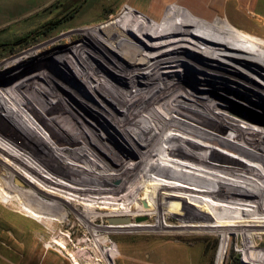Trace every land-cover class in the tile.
I'll return each mask as SVG.
<instances>
[{
	"label": "bare ground",
	"instance_id": "1",
	"mask_svg": "<svg viewBox=\"0 0 264 264\" xmlns=\"http://www.w3.org/2000/svg\"><path fill=\"white\" fill-rule=\"evenodd\" d=\"M196 1L127 3L83 29L106 34L93 41L105 72L76 56L83 85L55 66H24L49 43L0 72V204L14 211L0 210L1 247L18 238L2 232L14 213L50 233L71 213L86 230L74 264L88 249L98 264L117 263L98 221L202 206L195 212L221 226L222 247L238 234L244 262L264 264V41L230 20L224 0Z\"/></svg>",
	"mask_w": 264,
	"mask_h": 264
},
{
	"label": "rangeland",
	"instance_id": "2",
	"mask_svg": "<svg viewBox=\"0 0 264 264\" xmlns=\"http://www.w3.org/2000/svg\"><path fill=\"white\" fill-rule=\"evenodd\" d=\"M14 1L18 3L13 0H0V72L5 71L14 58L49 43L42 53L24 62V66L36 73H42L46 69L48 71L51 66L58 67L65 71V76L80 85L84 84L86 73L81 64H78L80 58L76 56L83 55L87 59L86 62L102 71L104 65L98 57L93 41H102L106 37V34L98 29L89 34H84L82 30L108 22L127 3L141 6L147 4L146 0H35L34 3H30L34 0ZM186 1L198 6L196 0ZM223 2L228 3L230 20L245 30L261 35L264 41V0ZM238 31L242 32L239 29ZM85 40L92 41L82 44ZM78 44L81 45L74 47ZM103 71L105 72V69ZM54 78L67 86L63 77ZM218 91L223 96L227 94ZM79 165V171L86 172L87 167L82 161ZM197 172L201 174L200 171ZM16 185L20 187L17 182ZM215 196V199L219 198L218 195ZM201 207H195L191 212L181 211L172 216L123 217L131 220V223L123 225L110 224L111 219L121 218H108L104 223L98 221L92 229L97 231L96 229L103 225L108 227L103 234L109 243L107 249L112 250L115 257H118L117 263L110 260L108 264H216L222 249L225 254L222 264H248L244 262L242 237L238 234L229 239L227 237L222 247L221 226L206 222V212L203 210H200L201 215L198 216L195 211ZM203 208L207 210L206 207ZM209 209H214V205ZM0 210L14 212L1 204ZM72 215L70 213L62 218L63 225L55 233H50L37 227L34 224L37 223L36 220L14 213L13 228L2 232L9 237L13 232L18 238L10 240L5 247L0 246V264H74L71 255L78 253L77 243L84 240L86 230L79 219L73 218ZM195 216L201 219H195ZM137 218L146 221L136 223ZM59 236H64L69 243L68 250L62 252L53 243L54 238ZM260 239L262 241V238ZM0 244L4 245V241H0ZM258 249L264 250V240ZM87 254H90L91 258L79 259L80 264H98L92 250L88 249L85 255L88 256ZM101 264L107 263L103 261Z\"/></svg>",
	"mask_w": 264,
	"mask_h": 264
},
{
	"label": "crops",
	"instance_id": "3",
	"mask_svg": "<svg viewBox=\"0 0 264 264\" xmlns=\"http://www.w3.org/2000/svg\"><path fill=\"white\" fill-rule=\"evenodd\" d=\"M13 2H15L14 0H13ZM35 2V0L34 1H32V2H30V3H34ZM15 3H18V2H15Z\"/></svg>",
	"mask_w": 264,
	"mask_h": 264
}]
</instances>
